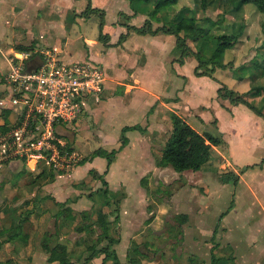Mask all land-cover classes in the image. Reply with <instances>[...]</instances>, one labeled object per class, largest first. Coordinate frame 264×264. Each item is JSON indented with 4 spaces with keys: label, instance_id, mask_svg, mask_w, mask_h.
Returning a JSON list of instances; mask_svg holds the SVG:
<instances>
[{
    "label": "crops",
    "instance_id": "crops-1",
    "mask_svg": "<svg viewBox=\"0 0 264 264\" xmlns=\"http://www.w3.org/2000/svg\"><path fill=\"white\" fill-rule=\"evenodd\" d=\"M134 1L90 0V9L95 11L84 16L87 0H0V86H4L0 90L5 93L3 100L0 99V131L12 118V112L5 106L9 95L3 80L10 68L8 57L23 52L16 50L17 46L32 44L34 48L29 51V56L20 60L25 70L37 67L44 51L64 63L89 60L103 70L105 79L101 100L97 105H88L83 112L81 116L88 118L86 122L77 123L82 129L87 121H92L98 133L96 149L116 151L109 164L104 157L88 155L70 171L56 174L43 164L30 170L23 159L1 162L0 197L11 199L15 196L21 200L10 210H0V231L9 228L20 215L31 211L27 209L31 208L34 198H43L42 202H48L49 206L41 205L42 209L38 211L40 215L53 217V224L59 230L57 242L70 247L78 245L85 250L92 245L97 232L84 230L77 234L72 229L74 223H60L53 214L57 213L55 210L60 208L59 205L69 208L73 215L110 200L111 210L106 205L102 209L111 229L115 231L114 225L117 228V233H113L116 243L112 248L121 264L129 259L135 264H160L156 261L154 248L165 246L167 241L170 242L161 250L167 264H211L214 257L219 258L217 264H251L252 259L247 262L245 256L249 257V253L257 250L258 257L262 258L264 242L256 246L243 242L244 250L239 251L234 259L230 251L239 247L229 243V233L242 229V221L252 209L259 218L255 221V229L264 232V119L244 104H231L227 98L219 97L217 90L223 84L227 90L245 94L251 104L264 112V92L256 97L247 93L251 87L264 86V42L258 51V44L251 47L249 34L252 25L262 21L261 16L258 14L250 20L245 5L240 7L241 18L235 15V9L222 13L221 25L213 31L214 36L228 35L223 32V25L232 24L231 18L234 17L243 20L244 33L229 48L231 58L222 59V64L230 62L229 65L217 67L209 75H196V60L192 55L180 57L173 34L134 31L142 26L155 30L163 25L151 21L142 8L133 5ZM192 1L194 7L188 4V0H179V7L189 8L199 17L200 2ZM225 1L220 0V5ZM210 6L211 2L206 1L205 9ZM211 9L210 15L215 20L218 10ZM203 11H200L201 15ZM205 17V20H212L209 15ZM156 18L160 20L158 13ZM35 46L43 50L37 52ZM6 48L8 55L5 54ZM258 66H263V70L255 72ZM172 113L199 134L208 133L220 140L218 145L211 147L209 163L199 170L175 172L169 166L156 164L171 131ZM115 116L120 119L113 123ZM109 120L112 124L108 126ZM76 126L71 124L68 132L61 133L78 149L75 146ZM133 126L139 128L122 132L124 127ZM109 128L115 133L108 134ZM122 135L126 139L123 146L120 142ZM101 158L105 160L104 166ZM217 169L218 173L213 175ZM90 170L106 183L108 198L96 191L105 186L93 178ZM41 172L46 176L38 177ZM225 174H229L226 180ZM228 184L233 189L231 198L228 194L230 201L226 206L222 195ZM240 185L244 188H237ZM162 191L170 195L163 203L158 195ZM151 194L156 198H151ZM247 195L252 199L247 200ZM46 196L59 205L53 204ZM239 204L249 207L245 208L242 217L237 212ZM168 212L179 218L175 231L166 226L162 228ZM27 220L31 221V218ZM69 229L74 232H68ZM21 230L27 236L23 225ZM76 238L79 241L76 242ZM11 240L5 242L3 248L10 249L9 245L19 239ZM102 241L100 246L105 244ZM184 245L188 249H182ZM138 247H144L145 251ZM172 247L176 248L175 253L170 249ZM102 258V254L96 253L85 264H101ZM260 264H264V260Z\"/></svg>",
    "mask_w": 264,
    "mask_h": 264
},
{
    "label": "trees",
    "instance_id": "trees-1",
    "mask_svg": "<svg viewBox=\"0 0 264 264\" xmlns=\"http://www.w3.org/2000/svg\"><path fill=\"white\" fill-rule=\"evenodd\" d=\"M89 1L87 0V6L83 11L82 15L87 16L90 13L94 12L95 9H90ZM173 0H156L155 8L166 5L168 2ZM219 1V0H212ZM251 3L254 5L255 9L261 13H264V0H236V4L234 9H238L244 4ZM200 6L204 10L206 7V0H200ZM191 12V14H189ZM210 21V20H209ZM215 23L214 21H212ZM101 29V21L99 23ZM242 27L240 25L239 30L236 33H232L230 35H218L213 36L212 33L199 27L193 17L192 11L189 8L181 7L171 18L168 25H162L155 30H151L149 27L142 26L140 28H134V31L137 33H149L155 34L159 31L166 34H173L176 38V46L175 49L178 50L180 57H186L188 55H192L197 62L195 66L194 72L196 75H209L215 68H224L227 64H222V55L226 48H230L237 41V38L242 33ZM181 33V34H180ZM210 34V35H209ZM210 36V38H209ZM99 37L102 38L101 34ZM34 46H17L16 50L18 51H32ZM198 69H201L198 72ZM237 71V70H236ZM264 92V86L260 87H251L250 91L247 92L251 97L260 96ZM217 94L221 98H227L231 104L241 103L252 110L255 114L262 117L264 119V112H261V109L256 108L253 104H251L247 98H245V94H237L232 90H227V87L223 84L217 90ZM171 119V131L170 134L163 144L161 149V154L159 158L156 159V164L159 167L169 166L175 172H182L184 170H199L203 165L209 163L211 159V147L218 145L220 140L216 137L208 133L199 134L193 128H191L187 123H185L180 117L175 114L170 115ZM138 126L133 127H124L122 132H125L129 129H138ZM121 146H123L126 142L125 137L122 135L120 137ZM120 146V147H121ZM116 151L110 150L106 151L103 149H95L91 152L92 156H101L104 157L109 164L112 158L114 157ZM84 161V160H83ZM93 178L100 180V176L90 170L89 172ZM229 174L224 175V180H226ZM231 175V174H230ZM39 176H46L43 172H41ZM102 186L99 189H96L97 192L103 194L106 198L108 190L106 188V183L101 179ZM91 194H88V196ZM46 199L51 200V202L55 205H59L53 198L45 197ZM105 198V199H106ZM43 198H34V208L31 211H28L22 215H20L16 220H14L11 226L7 229H2L0 233L4 231V235L6 236L5 240H11L14 238H18L19 240L25 242L27 236L22 232L21 227L22 224L31 216L40 215V211L42 208ZM108 200V199H107ZM108 200L104 205L107 206L109 210H111V202ZM113 203H116V200H112ZM103 202L98 206L95 205L94 208L86 211H80L77 214L71 213L70 209L64 207L63 205H59V211L57 214H61L62 220L60 223H68L73 225V230L75 232H82L84 230H88L89 224H87V220L95 224L99 229L100 233L97 236V241L100 242L103 239L106 240L105 244L100 246L98 249H94V247H88V250H95L92 253H88L81 261L80 264L88 263L89 260L93 257L94 254L99 253L103 255L102 263L105 264L109 262V264H121L116 256L115 250L112 248V245L116 243V238L113 236L111 232L110 222L107 219V214L103 211ZM80 217V221L76 222V217ZM90 231V230H89ZM7 234V235H6ZM41 247L42 250L47 254V262L56 261L57 264H73L71 259L69 258V251L67 250V246L62 242H56L53 245H49L46 240L45 234L41 237ZM219 258H212L211 264H217ZM136 262L133 260H128L125 264H135ZM0 264H11V260H6L1 262Z\"/></svg>",
    "mask_w": 264,
    "mask_h": 264
},
{
    "label": "built area",
    "instance_id": "built-area-1",
    "mask_svg": "<svg viewBox=\"0 0 264 264\" xmlns=\"http://www.w3.org/2000/svg\"><path fill=\"white\" fill-rule=\"evenodd\" d=\"M29 54L8 58L10 68L3 76L12 118L0 131V163L23 159L30 170L43 164L66 173L83 156L64 134L88 105L100 102L105 75L92 61L64 63L45 51L37 67L25 70L20 60Z\"/></svg>",
    "mask_w": 264,
    "mask_h": 264
},
{
    "label": "rangeland",
    "instance_id": "rangeland-1",
    "mask_svg": "<svg viewBox=\"0 0 264 264\" xmlns=\"http://www.w3.org/2000/svg\"><path fill=\"white\" fill-rule=\"evenodd\" d=\"M176 1H178V2L176 3ZM206 1L211 2L210 8H208V9L206 8L205 11H203L201 6L199 5V2H200V0H199V2H198V5H199L198 6V13H199L198 15H199V17L196 16L195 12L192 14H193V17L195 18V21L199 27L207 29L213 34V31L216 30L217 27L221 25L220 22L222 20V18H221L222 13L224 14V13H226V11L233 12L232 10L235 7L236 0H226L222 6L220 5V0L219 1L206 0ZM155 2H156V0H136V1H134L133 5L137 6L140 9L142 8L141 10H143V12H146V14H148V18L151 21H153L155 23H161L164 25H168V23L170 22L173 15L180 9L179 0L170 1L166 5L160 6L158 8H155ZM193 3L194 2L192 0H188V4L192 7H194ZM244 5L246 7V12H245L246 15L249 16V14H250V20L254 19L258 14L261 16V19H262V21H259V22L256 21V25H252V28L249 29L250 37H251V39L253 38L252 40L250 39L251 47H255L258 44L257 49L259 51L260 48H263L261 43L264 42V22H263L264 21V13L257 11L255 9L254 5L251 3L244 4ZM211 8H213V9L215 8V11L218 10L216 15L214 16L215 20H213L212 15H210V13L212 12ZM247 9L249 11H247ZM200 11H203V15H201ZM157 13L160 17V20L156 18ZM241 14H242L241 8L236 9L235 15L238 16L239 18H241ZM207 15H209V17H211L212 20L210 18H209L210 21L207 19L205 20V18H206L205 16H207ZM238 17H234L233 20L231 18L232 24L223 25L224 26V28H223L224 33L230 35V34L235 33L239 30V27L242 24L243 20L240 21V19ZM212 21H214L215 23H213ZM241 30H243L242 33H244L245 25H244V29H241ZM213 36H214V34H213ZM209 38H210V36H209ZM239 45L240 44H238V46ZM35 48H36L35 50L37 52H40L41 49L43 50V48L38 47V46H35ZM230 53H231L230 49L226 48L223 52L222 59H223V57L225 58V60L230 59L231 58ZM5 54L8 55V49L7 48H6ZM8 58H10V57H8ZM196 64H197V62H196ZM262 67L258 66V70H256L255 72L262 71L264 68V67L263 68ZM3 87L0 86L1 89H3ZM4 96H5V93L0 90V99L3 100ZM0 104H1V102H0ZM112 111L114 112L113 109H112ZM87 119L88 118H86V116L85 117L81 116V119L79 121L77 119V121L74 123V125L77 124L76 128L78 129V130L76 129L77 135L75 138V146L80 150L83 157H85V156L87 157L88 155H91V152L97 148V147H95V143H96L95 141L97 140L98 133H97V130L95 129L94 123L89 120V121H87L86 125L82 129L79 128L78 123L86 122ZM119 119H120V117L115 116L113 123L119 121ZM110 124H112L111 120L108 121V126ZM107 133L108 134L110 133V135H111V134H114L115 131L113 128H109ZM101 160H102V163L104 166L105 160L102 158H101ZM94 166H96V165H94ZM20 168H21V166H19V169ZM19 169H18V171H19ZM220 170H223V169L221 168ZM218 171H219L218 169L215 170L213 172V175H216L218 173ZM10 174H14V173L11 172ZM216 182L218 183V180ZM239 187L244 188V185H240L237 188H239ZM225 189H226V193H224L222 195V197L225 201L224 204L227 206L229 201H230L229 199L231 198L233 186L231 184H228L225 186ZM164 193H166V192L162 191V192L158 193V195L160 196L159 198L162 199L161 200L162 203L165 201V199L167 201L168 200L167 198H169V196H170V195L167 196ZM229 193H230V195H229L230 198L228 196ZM154 197L156 198V196L154 194H151V198H154ZM251 199H252L251 196L247 195V200H251ZM20 200H21V197H15L14 196L13 198L8 199L6 196H2V197H0V210H2V209L3 210L4 209L10 210L13 208V206L16 203H19ZM41 205L43 207L49 206L48 202H42ZM32 208H34L33 202H31V208L27 209V210H31ZM245 208H249V207H247V206L242 207L241 204L238 205L237 212L240 213V217H242V215H245L244 214V213H246ZM57 211H59V209L55 210V212H57ZM167 214L168 215L165 214L166 217L163 218L162 228L165 229L164 226H166V227H168L169 230L173 229L175 231V226L178 225V223H179L178 219L179 218L177 217V215H175L171 212H168ZM53 215H54V217L56 216V220H59V221L62 220V218H63V217H61V214L55 215V213H54ZM34 217H36V216H34ZM34 217L30 216L29 219L31 218V221L27 220L26 222H24V224H22L24 229H25V232H27V236L29 237V239L27 238V242L26 241L23 242V241L18 240L17 242H15V244H10L9 245L10 249L6 250L5 248H3L4 247L3 244L7 241L10 242V240H7V241L5 240L6 236L4 235V231L2 233H0V249H2V250H0V261L1 262L6 261V260H11V264H46V263H49L46 260L47 254L42 250V247H41V237L43 234H45L46 240L49 243V245L51 246L55 242L58 241V236H59L58 231L59 230H57L55 225L53 224V217L50 214L49 215L48 214L47 215H44V214L38 215L37 218H34ZM258 219H259L258 216L255 214V211L252 209L251 213L249 212L248 215L246 217H244V219L242 221L243 222L242 229H240L239 232L233 233V231H231L229 233V241H230L229 243L231 245L233 244L234 246L239 247L236 250L232 249V251H230V254H233V256H234V259H235V256H238L239 251L244 250V248L241 246V244L243 242H245L246 245L251 244L254 246H256L258 244L261 245L262 242H264V232L255 229V221ZM56 220H55V222H56ZM76 220L80 221V217L77 216ZM111 221H112V223H115L114 219H112ZM41 222H43L42 227H40ZM87 224H89V227H88L89 229L87 231L95 230L97 232L96 236L93 237V239H92V245L90 247L93 246L94 249H98L100 247L99 244L101 242L97 241V236H98L97 234L100 233V229L95 224H93L91 222V220L90 221L87 220ZM37 225H39V226H37ZM35 226H37V227H35ZM114 227H115V231H113V228H112L111 232L116 234L117 228L115 225H114ZM72 229H69L68 232H70V233L74 232ZM173 230H172V232H173ZM34 232H35V234H34ZM79 233H81V232H78L77 234H79ZM176 233L178 234V232H176ZM72 235H74V234L72 233ZM226 237H228V235ZM214 239H215L214 242H216L218 240L216 235L214 236ZM67 240H69V239H67ZM75 240H76V242L79 241L78 238H76ZM102 242L105 243L106 240L103 239ZM169 242L170 241H167L165 243V246L159 245L158 247L154 248L156 261H158L160 264H167V263H165L166 257L164 255V253L161 252V250H162V248H166V245ZM68 248H70V251ZM138 248L141 251H145L144 247H138ZM170 249L173 251V253L176 252L175 247H172ZM182 249H188V248L186 247V245H184L182 247ZM67 250L69 251V256H70L69 258L71 259L73 264H80L81 263L80 260H83L84 257L86 255H88V253H92L95 251V250H90V249L88 250V247H86L85 250H83V247L79 248L78 245L71 246V247L67 246ZM159 252H161V255L159 254ZM255 252L256 253H249V255H250L249 257L245 256V260H247V262H248L252 259L253 262L251 264H260L261 260H264V255H262V258H260V257H258L259 256L258 251L255 250ZM84 253H85V255H84ZM226 253H228V252L226 251ZM255 256L257 257L256 260H254Z\"/></svg>",
    "mask_w": 264,
    "mask_h": 264
}]
</instances>
